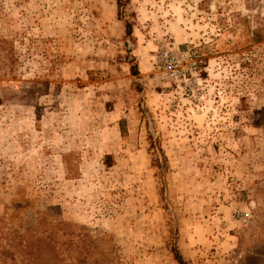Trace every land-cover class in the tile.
Returning a JSON list of instances; mask_svg holds the SVG:
<instances>
[{
    "label": "rangeland",
    "instance_id": "obj_1",
    "mask_svg": "<svg viewBox=\"0 0 264 264\" xmlns=\"http://www.w3.org/2000/svg\"><path fill=\"white\" fill-rule=\"evenodd\" d=\"M170 236L264 264V0H0V264H178Z\"/></svg>",
    "mask_w": 264,
    "mask_h": 264
},
{
    "label": "trees",
    "instance_id": "obj_2",
    "mask_svg": "<svg viewBox=\"0 0 264 264\" xmlns=\"http://www.w3.org/2000/svg\"><path fill=\"white\" fill-rule=\"evenodd\" d=\"M156 150L159 152L156 154V152L154 153V158L152 159L153 164L158 167L161 168V166H163L164 164V156L160 153L161 151L159 150V148H156ZM84 236V235H83ZM171 239H169V247H170V252L172 253V257L175 260V262H177L178 264H186V260H184V258L181 256L180 252L178 251V249L176 248V246L174 245V239L173 236H170ZM44 241V240H43ZM95 239L93 238H89L86 236V238H78V242H79V246L81 248V252H83V256H91L93 250H96V244H95ZM43 248H45V246H47L48 244L43 243ZM78 244V243H77ZM40 251V250H39ZM32 252L30 251L29 254V262L27 264H42L41 262V251L40 252ZM77 259V263L79 262H84L86 263V261L83 260H78ZM99 263V260L96 259L95 257L92 260L91 264H97Z\"/></svg>",
    "mask_w": 264,
    "mask_h": 264
},
{
    "label": "built area",
    "instance_id": "obj_3",
    "mask_svg": "<svg viewBox=\"0 0 264 264\" xmlns=\"http://www.w3.org/2000/svg\"><path fill=\"white\" fill-rule=\"evenodd\" d=\"M161 64H162V67L163 68H167V70L171 73V75H173L174 74V72H175V70L172 68V66L173 65H169V64H167L166 62H167V60L166 59H163V58H161ZM167 71V72H168Z\"/></svg>",
    "mask_w": 264,
    "mask_h": 264
}]
</instances>
